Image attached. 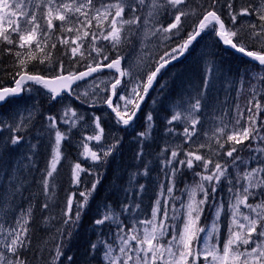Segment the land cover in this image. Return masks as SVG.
<instances>
[{
    "label": "snow or ice",
    "instance_id": "6c2138e0",
    "mask_svg": "<svg viewBox=\"0 0 264 264\" xmlns=\"http://www.w3.org/2000/svg\"><path fill=\"white\" fill-rule=\"evenodd\" d=\"M235 4L236 0H0V44L14 46L3 51L15 58L18 77L15 87L0 89V107L17 105L11 123L0 120L11 133L0 141V173L6 182L0 186V210L5 215L0 222V264H63L62 258L71 264L74 260L65 255V249L100 179L78 192L82 199L76 198V192L66 193L63 201L57 198L58 165L65 159L63 142L85 120L83 113L69 106V100L89 108L106 105L110 109L102 115L93 114L88 121L94 127L80 142V155L85 160L94 166L108 164L109 157L114 160L113 154L120 152L125 137L131 135L132 159L138 162L126 174V186H122L125 199L119 202V211L108 201L97 207L92 220L96 239L86 248L84 264H96L97 256L100 264H264V119L260 115L264 105L259 99L264 96V0L239 7ZM253 15L256 21L241 19ZM189 17L195 22L186 25ZM204 36L218 39L205 46L208 51L200 58L202 70L189 81L190 90L173 98L178 101V110L165 118L166 146L155 153L158 159L151 161L162 177L156 178L154 187L158 190L149 197L138 177L151 176L147 158L153 154L156 140L154 116L151 110L146 112L143 129L137 130L138 113L145 101L152 99L150 91L167 86L160 83L164 70ZM153 37L172 43H164L165 50L146 61L149 67L145 74L137 77L129 67H122L126 59L120 52L122 46L138 40L143 48ZM220 43L256 63L239 75V83L249 85L246 106L236 104L231 120L219 117L209 136L215 140L212 147L200 141L201 133L208 135L202 116L219 103L214 94L216 84L232 83L216 61L214 49ZM58 45L61 51L57 55ZM33 61L44 65L46 74L29 72ZM104 69L111 72L100 75ZM29 82L42 86L48 104L60 105L62 111L58 108L56 114L35 124L36 105L20 104L23 94L33 91L25 87ZM104 118L115 123L117 134L109 130L110 142L93 150L88 142L105 139ZM62 124L68 125L67 131ZM176 125H183L179 142L169 139V134L175 135ZM30 129L35 131L37 142L27 143L24 152L10 161L11 154L26 142L18 133ZM40 137L47 141L50 153L36 181V193H30L26 208H17L15 200L35 167ZM205 148L208 152L202 153ZM185 170L199 179L174 195ZM84 172L98 175V170L94 173L93 168L76 162L71 166L72 183H83L80 174ZM145 198L151 201L150 218L131 211L141 209ZM56 208L59 217L53 215ZM123 214H128L131 223L121 220ZM50 221H57L56 233L51 242L41 244L36 236L38 224ZM57 236L63 239L57 241Z\"/></svg>",
    "mask_w": 264,
    "mask_h": 264
},
{
    "label": "trees",
    "instance_id": "16d2710c",
    "mask_svg": "<svg viewBox=\"0 0 264 264\" xmlns=\"http://www.w3.org/2000/svg\"><path fill=\"white\" fill-rule=\"evenodd\" d=\"M252 2L256 3V0H236L235 6L239 7L242 3H252ZM192 21L195 22V18H193ZM6 47H14V46L0 44V89L3 87L12 86L15 79L17 78L15 75L17 72L15 58L13 57V55L3 51V49ZM164 50L165 49H161V52H163ZM214 50L217 51L216 53L217 63L223 65L225 76L232 81L231 84L224 81H220L216 84V90L220 93L221 98L223 99V103L219 106V108H222V110L227 114L234 115L235 111L232 112L233 109L235 110L234 103L238 100V104H240L242 107H245L247 99L250 96V93L247 91L249 85L247 83L241 85L239 83V75L241 73V70L247 68L248 65L251 63H249L244 58H241L240 56L234 54L233 52L223 49L220 44H218ZM59 51H61V49L58 45L56 50L57 55ZM44 68L45 66L39 64L38 61H33L28 65L29 72H40L41 74H46L45 71H42L44 70ZM201 70H202L201 65L194 66L193 64H190V60H188L186 57H184L181 61L168 66V68L164 70L165 74L163 80L160 81V83L162 84L166 83L167 86L164 87L162 90L160 87L157 86L149 94L150 97L156 101V103L154 104L152 102V99H147L142 107L141 112L138 113V117L136 120V128L137 130H142L144 125V114L147 112V110L149 111L150 110L152 111L154 109L159 110L158 113L159 115L154 116L153 134L156 137L155 142L152 143V150L154 151L153 154L147 158L150 162L149 167L152 168L151 176L138 177V180L141 183H143L147 188L148 190L147 196L149 197L153 196L154 193L158 190L154 187V182L156 178L158 177V175L162 177V174L159 173V167L156 164L151 163V161L158 159L155 153H158L162 148L166 146L165 138H164L165 137L164 119L167 117L168 114L162 118L161 115L169 110L167 107L168 103L178 102L177 100L173 99L174 97H178L179 94L185 92V90H190L189 81H194L199 76ZM243 93L248 96L246 97V99L242 97ZM259 99L263 104V100L261 99V97H259ZM55 110H52L51 114H54ZM260 115L261 118L264 119L263 112H261ZM41 120L42 118L39 117L37 121L36 119L34 120V123L38 125ZM179 126L180 125H176V130L180 128ZM32 131L34 130L30 129L25 133H18V134L27 136ZM0 136H2V138H0V141H2V139L7 138L9 136L8 130L0 128ZM69 137H70L69 140L64 141L62 145L63 147L62 151L64 153L65 159H62L60 165H58L59 183L57 186V198L60 201H63L65 199L66 193L76 192L78 199H80V197L78 196V192L85 190L86 187H90L93 180L100 179V184L97 185L96 192L89 200V207L87 208L86 211L82 213L80 226L76 230L73 237L71 238V243L69 247L70 256L74 258L71 264H84L86 248L90 244V242L95 241L96 239V233L93 232V228H92V220L97 215V207L101 205L103 202L108 201L114 206H116V210L119 211V202L125 199L122 191V186H126L125 185V181L127 178L126 174L138 162L132 159L133 152L135 149L133 146L134 141L131 135H129L125 137L120 152L113 154L115 156V159L113 160L111 157H109V163L103 164V168L100 171H98V175L97 174L87 175L86 172L80 174V178L83 183H81L78 186V190L74 191V187H72L73 183L71 180V166L74 165L76 162H79V160L74 152V149H72L71 147V144L73 143V137L70 133H69ZM173 138L174 136L169 134V139H173ZM40 140L41 143L39 144L37 149L39 154L35 157V161H36L35 167L32 173L29 175L30 177L28 176L29 179L25 182L24 189L21 190L22 194L15 200V205L17 208H26L30 193L31 194L36 193L37 191L36 181H38L40 178V170L44 168L45 157L50 153V149L46 148L47 141L44 138H41ZM126 163L129 164L127 165ZM142 171L143 169H141V172ZM185 171H186V175L182 179L181 183L178 185V190L174 192V195L179 194V190H182L185 184H188L189 182H192L196 179V177H194L190 171L187 170ZM0 177L1 180L5 182L3 178V173H0ZM163 182L167 183V180H164ZM80 186H82L83 188L80 189ZM183 198H185V196ZM9 199H11V197H9ZM42 199L43 197H40V200ZM150 203L151 201L148 198H145L143 200L141 209H137L140 210V212L142 213L141 215L144 214L148 215L150 213V209H149ZM7 207L11 208L10 205ZM37 207H38V202H37ZM143 210H148V211L144 212ZM53 215L59 217L60 215L59 208L54 209ZM36 216H37V220H39L38 211L36 213ZM126 218L129 219L128 214H126ZM56 223L57 221H50L48 225L39 223L36 232L37 239L40 242H43L46 239H48L47 241L51 242L53 235L56 233V227H55ZM59 238L60 237L57 236V241L59 240ZM65 255L67 256V254ZM68 264H70L69 261ZM96 264H97V260H96Z\"/></svg>",
    "mask_w": 264,
    "mask_h": 264
},
{
    "label": "rangeland",
    "instance_id": "374dc122",
    "mask_svg": "<svg viewBox=\"0 0 264 264\" xmlns=\"http://www.w3.org/2000/svg\"><path fill=\"white\" fill-rule=\"evenodd\" d=\"M226 19H227V17H226ZM241 19H249V20L256 21V17L254 15L247 17V18H241ZM192 20H193V18L189 17L185 22L186 25H190L191 23H194ZM165 26H167L166 22H165ZM214 39H216V37L204 36L203 39L199 40V43L195 44V46L188 53L185 54L186 58L188 60H190V64H193L194 66L201 65V68H202V63H201V59H200L201 55H202V53L208 51V48H206L205 46H211L212 41ZM105 43H107V42H105ZM145 43L147 44V46L142 48L140 45V41L137 40V41H134V44L122 46L120 49L121 54H123L126 58L125 61H123L124 67H129V70L134 75H136L137 77H139L140 75H143L147 72L149 66L147 65L146 61L148 59H150L157 52H161V49H165L163 46L164 43L171 44L172 42L171 41L161 42L157 38L153 37L151 39V41H146ZM250 46L255 47V45H250ZM215 52L217 53V51H215ZM93 55H95V53H93ZM112 55L114 56L115 53H112ZM249 65H252V64H249ZM77 70L78 71L83 70V68L81 67V68H78ZM101 75H107V74H101ZM27 88H32L33 91H31L30 93L25 92L23 94L22 99L20 100V104L22 106H29V107L33 104L36 105V109L33 113L36 121L38 120L39 117L43 118L44 116L51 114V111L55 110V108H56V110H55L54 114L57 113L58 108H60L62 111V108L60 105H57L56 107H52L48 104L46 97L44 95H42V93L45 91L40 86L30 85V87H27ZM214 94L217 95L219 98V103L217 104L216 109L214 111H206L204 113V115L202 116V120L207 121L204 124V131L208 132V135H203L202 133L200 134V141L208 142L212 147H215V140L214 139L209 140V136L212 135V129H214V127L219 123V117L224 116L225 119L231 120V116H232L231 114L225 113L222 110V108H219V106L223 103V99L221 98L220 93L216 90ZM242 97H244L246 99V97H248V96L243 93ZM261 99L263 100L262 105H264V96H262ZM67 103L69 104L70 107L78 110L79 113H83L85 116V120L80 121L77 124L76 128H73L71 130V132H69L73 137V143L71 144V147H72V149H74V152L77 155L79 162L82 163L83 167L93 168L94 172H97V170H99L100 166L99 165L94 166L90 160H85L80 155V153L83 151V148L81 147L80 142L84 136H88V135L92 134V129H93L94 125H90L88 123V121H90L91 116L93 114L102 115V113L104 111H108V109H107L106 105L99 106L97 108H89L86 104H81L79 101H75V100H69V101H67ZM232 105H233V102H232ZM167 107L170 110V113L172 114L173 112L178 110V102H170L167 104ZM16 108H17V105L8 104V103L5 106L0 107V120H5L8 123H11V114H13L16 111ZM197 115H200V114L197 113ZM245 115H247L246 109H245ZM263 115H264V112H263ZM164 116H166L165 113L161 115V118ZM102 122H103V124H102L103 127H105L104 122H106L107 125L112 124L111 121H109L107 118L102 119ZM82 125H83V127H82ZM114 126H115V128L111 129V131L113 132V134H117V126L115 125V123H114ZM60 127L65 131L68 130L67 124H62V125H60ZM179 127L180 128L178 130H176L174 138L172 139L174 142H179V141H182V139H183L182 135H181L183 125H180ZM199 127L200 126H198V128ZM0 128L6 130V128L2 125H0ZM108 131H109V129H107V131L105 130V139L102 140L101 143H97L96 141H90V142H88L89 147L93 148V150H97V149L101 148V144L108 143L110 141V138L108 137ZM8 133L10 136L11 133L9 131H8ZM21 133H25V132H21ZM0 138H2V136H0ZM25 138H26L25 144L22 145L20 149L16 150L14 153L11 154V156L9 157L10 161H14L17 156H19L22 152H24V150L27 146V143H36L37 142L35 131H32L30 134L25 136ZM41 138H43V137H40V139ZM38 146H39V144H38ZM38 146H37V149H38ZM183 147L187 148L188 145H184ZM201 152L206 153V152H208V149L207 148L201 149ZM243 155L247 156L248 153L245 152V153H243ZM126 164L128 165L129 163H126ZM87 175H88V173H87ZM198 179H199V177H196L195 180H198ZM192 183H193V181L189 182L188 185H191ZM5 184H6V182L2 181L1 177H0V186H4ZM72 185H73L72 187H74V191L78 190L79 185H75V184H72ZM81 188H83V187L80 186V189ZM76 198H78V197H76ZM80 199H82V198L80 197ZM183 199L186 201L187 196L185 195V198H183ZM74 203H75V201H74ZM176 203H177V207H179V201H177ZM132 211L134 213H136V211H137V213H138L137 209H133ZM206 214L210 216V213H206ZM4 218H5L4 211L0 210V222H3ZM120 218H121V220H128L129 223H131V220L126 218V214L121 215ZM141 218H142V216H141ZM147 218H150V214H149V216H147ZM202 220H203V217H202ZM113 229H115V225H113ZM107 231H108L107 229L104 230L105 233H107ZM222 232H223V229H222ZM62 239H63V237L59 238V240H62ZM47 240L48 239H46L45 241H47ZM43 242H41V244ZM69 247H70V245L65 249V254H67V255H70ZM62 260H63V264H68V261L66 259L62 258ZM96 260L98 261L97 264H100L99 256H97Z\"/></svg>",
    "mask_w": 264,
    "mask_h": 264
},
{
    "label": "bare ground",
    "instance_id": "6f19581e",
    "mask_svg": "<svg viewBox=\"0 0 264 264\" xmlns=\"http://www.w3.org/2000/svg\"><path fill=\"white\" fill-rule=\"evenodd\" d=\"M220 45L222 46V44L220 43ZM222 48L223 49H225L223 46H222ZM225 50H227V49H225ZM236 104H238V100L234 103V106H236ZM142 107H143V105H142ZM149 110H147V112H148ZM167 111V110H166ZM233 111H235L234 109L232 110V112ZM152 112H153V116H158V113H159V110L158 109H154V110H152ZM169 112V113H168ZM166 115H167V117H169L170 116V110H168L167 112H164ZM114 116V115H113ZM104 126H105V130L107 131V129H109V130H111V129H113V128H115V126H114V123L112 122V124L111 125H107V123L106 122H104ZM130 132H131V130H129ZM109 132V131H108ZM100 166V168H99V170L98 171H100L102 168H103V164H101V165H99ZM30 177V176H29ZM29 177H28V179H29ZM36 180V179H35ZM136 213H137V211H136ZM141 212H140V210H138V215L140 214ZM142 214V213H141ZM140 214V215H141Z\"/></svg>",
    "mask_w": 264,
    "mask_h": 264
},
{
    "label": "water",
    "instance_id": "95a60500",
    "mask_svg": "<svg viewBox=\"0 0 264 264\" xmlns=\"http://www.w3.org/2000/svg\"><path fill=\"white\" fill-rule=\"evenodd\" d=\"M217 39H218V38H217ZM221 44H222V43H221ZM222 46H223L225 49L231 50V51H233L235 54H238V55H240L241 57L246 58V59H248L249 61H251V58L245 57L243 54L236 53V52H235L233 49H231L230 47L225 46V45H223V44H222ZM251 62H253V61H251ZM253 63H256V62H253ZM104 72H106V73H110L111 70L104 69ZM117 75H118V74H117ZM17 79H18V78H17ZM29 84H31V82H29ZM27 85H28V84H27ZM12 87H15V82H14V84H13ZM109 110H110V109H109Z\"/></svg>",
    "mask_w": 264,
    "mask_h": 264
}]
</instances>
